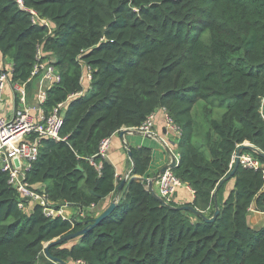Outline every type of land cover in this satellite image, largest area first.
<instances>
[{"label":"trees","instance_id":"obj_1","mask_svg":"<svg viewBox=\"0 0 264 264\" xmlns=\"http://www.w3.org/2000/svg\"><path fill=\"white\" fill-rule=\"evenodd\" d=\"M30 11L47 24L34 23ZM38 51L40 62L52 59L60 75L42 106L64 103V112L60 139H42L26 173L32 188L53 203L94 205L95 212L120 183L111 162L95 156L101 140L164 108L181 131L171 171L193 191L190 204L202 214L162 204L144 179L129 177L111 214L50 246L53 258L264 264V223L248 220L250 209L264 212V159L243 151L261 167L239 163L225 199V182L219 185L240 144L264 153V0H0V54L12 65V81L29 85ZM86 70L88 88L81 82ZM130 151V176L146 177L151 149ZM7 178L0 167V264H55L44 244L82 225L47 218L37 204L30 213L20 209ZM216 205L215 219L203 221Z\"/></svg>","mask_w":264,"mask_h":264},{"label":"built area","instance_id":"obj_2","mask_svg":"<svg viewBox=\"0 0 264 264\" xmlns=\"http://www.w3.org/2000/svg\"><path fill=\"white\" fill-rule=\"evenodd\" d=\"M32 15V21L34 23L47 24L46 19L38 18L34 11H30ZM37 63L32 72L31 78L37 75H42L48 84L53 85L60 81V75L56 68L52 64V59L40 62L41 54L38 51ZM11 68L0 69V167L1 170L8 174L7 183L12 186L18 194V207L22 210H26L29 205L37 204L41 207L42 213L47 218L60 217L69 221L71 225H74L77 221L87 220L94 215V205H90L87 208L78 206V210L75 215L68 214L67 202L59 204L49 201L44 193L36 191L31 187L30 183L26 179V173L31 169L32 164L36 161L39 152V146L41 140L44 138L59 140V133L63 123L64 103H59L46 113L43 112L42 107L37 115L31 114V108L27 104L26 95V83L11 80ZM91 81V74L89 70H86L81 77V82ZM6 86H10L15 104L10 113L7 114L3 107L2 93ZM84 95V89L68 96V99L75 96ZM46 93L44 91L39 92L38 100L41 105L44 103ZM164 112L166 113L164 108ZM155 112L150 113L139 127L131 128L145 136L152 134V128L154 126ZM166 126L179 136L181 134L180 129L173 124V121L166 114ZM111 137L101 140L98 151L95 156H99L101 159H106L108 154V148ZM235 154V153H234ZM234 160V155H233ZM96 168L100 167V164H95L92 158H89ZM239 163L244 167L257 169L261 167V163L257 157L251 153L243 152L239 157ZM264 175V169H263ZM130 177L129 175L126 178ZM157 184V194L167 204L172 203L173 197L177 192V189L182 185V182L172 173L171 169H166L155 180ZM188 188V186L185 184ZM191 192H193L191 190ZM77 264H84L81 261Z\"/></svg>","mask_w":264,"mask_h":264},{"label":"crops","instance_id":"obj_3","mask_svg":"<svg viewBox=\"0 0 264 264\" xmlns=\"http://www.w3.org/2000/svg\"><path fill=\"white\" fill-rule=\"evenodd\" d=\"M11 67V63L4 59L0 54V69H8ZM84 88H88L89 82L83 81ZM50 87L44 79H42V75H37L32 78L31 82L28 86L25 87L26 95H27V104L33 108L31 110V114L37 115L41 107L43 112L45 109L39 103L38 96L39 92L44 91ZM3 97V107L8 115H10L14 104L15 99L13 92L10 86H6L2 93ZM152 134L150 136H145L137 131H129L126 132L122 137L119 136V132L113 134L110 139V144L108 148L107 160L111 162V164L115 168V176L117 181L120 182L122 179H125L127 175L132 170L133 163L132 159L129 158L127 154L128 148H136V147H148L151 149V160L149 163V167L146 171V178L151 179L153 175L166 163L170 161V155L168 150H170L177 157V134L172 130L168 129L166 126V113L163 109H157L155 111L154 118V126L152 128ZM246 143V142H244ZM129 177V176H128ZM128 178H126L127 181ZM146 182V181H145ZM126 184V182H125ZM124 184V185H125ZM234 186V178H230L227 180L222 188L221 196L223 199L226 198L228 193L233 189ZM154 191L157 193V184L156 181L153 182L152 185ZM124 188V186L122 187ZM124 191V189H123ZM122 191L119 194V198ZM117 197V193L111 195L108 199L103 201L100 204V208L96 210V213L102 211L107 207V205L111 202V200ZM193 199V192L191 189L186 187L185 185L179 187L177 192L173 197V203L176 205H184L191 203ZM33 204L29 205L27 209L31 210L33 208ZM78 210V206L70 205L68 207V214L75 215ZM96 215V214H95ZM249 224L251 226L259 227L264 223V212L256 211L254 209L249 210L248 215ZM70 244V243H69ZM67 264H76V262H67Z\"/></svg>","mask_w":264,"mask_h":264},{"label":"water","instance_id":"obj_4","mask_svg":"<svg viewBox=\"0 0 264 264\" xmlns=\"http://www.w3.org/2000/svg\"><path fill=\"white\" fill-rule=\"evenodd\" d=\"M261 113H262V116L264 118V98L262 100V106H261ZM129 131H135L131 128H126V127H123L120 129L119 131V136L122 137L126 132H129ZM126 149H127V154L129 156V158L131 159V151H130V148H128L126 146ZM251 151L252 153L256 154L257 156L261 157L264 159V153L259 149L257 148L255 145L249 143V142H246V143H242L240 144L236 151H235V154H234V165L233 167L231 168V170L229 171V173L227 174V176H225L219 183V185L223 184L224 182H226L227 180H229L230 178H232L233 174H234V171L237 167V165L239 164V157L240 155L243 153V151ZM168 153L170 155V161L166 164H164L154 175L151 179H147L146 177H137V176H130V178H136V179H144L146 181V190L153 196H155L162 204L164 205H168L163 199H161L158 194L154 191L152 185H153V182L158 178V176L163 173L166 169H172L173 167L176 166L177 164V160H176V157L175 155L170 151L168 150ZM78 169L81 170V168L78 166L77 167ZM126 182V178L125 179H122L120 181V183L118 184L117 186V197L113 200H111V202L107 205V207H105V209H103L102 211L96 213V216H94L90 221H87V220H83V221H79L80 224L82 225V228H80L79 230H76L75 232H72V233H67L61 237H58V238H55V239H52L51 241L49 242H46L44 244V249H43V252L45 254V256L47 258H49L50 260L54 261V262H58L59 264H67L66 262L60 260V259H56V258H53L50 253H49V248L50 246L52 245H55V244H59L61 243L62 241H67V240H70V239H73V238H76L84 233H86L88 230L94 228L100 221H102L103 219H105L107 216H109L111 214V212L115 209V207L117 206L118 204V201H119V194L121 192V189L122 187L124 186ZM182 185H185V183L182 182ZM216 194V190L213 192V195ZM178 208L180 209H183V210H187V211H190L192 213H194L195 215H199L201 216L202 214L195 208L193 207L192 204H184V205H180ZM219 209L216 205L215 207V210H214V213L212 214V216L210 217H207V216H202V220L205 221V222H212L217 213H218Z\"/></svg>","mask_w":264,"mask_h":264},{"label":"rangeland","instance_id":"obj_5","mask_svg":"<svg viewBox=\"0 0 264 264\" xmlns=\"http://www.w3.org/2000/svg\"><path fill=\"white\" fill-rule=\"evenodd\" d=\"M27 213H30V211L31 210H29V209H26L25 210ZM94 214H96V211L94 212ZM96 216V215H95ZM91 217L93 218L94 217V215L93 214H91ZM55 264H59L58 262H54ZM77 264V263H76Z\"/></svg>","mask_w":264,"mask_h":264}]
</instances>
